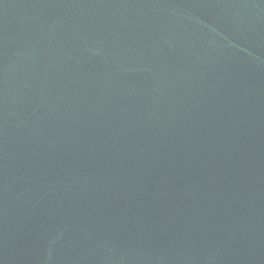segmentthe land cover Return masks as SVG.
<instances>
[{
  "label": "water",
  "instance_id": "obj_1",
  "mask_svg": "<svg viewBox=\"0 0 264 264\" xmlns=\"http://www.w3.org/2000/svg\"><path fill=\"white\" fill-rule=\"evenodd\" d=\"M0 264H264V0H0Z\"/></svg>",
  "mask_w": 264,
  "mask_h": 264
}]
</instances>
